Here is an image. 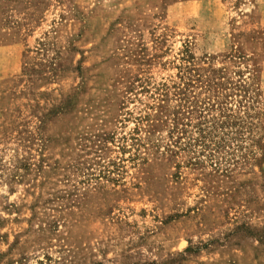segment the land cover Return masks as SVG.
Instances as JSON below:
<instances>
[{
    "label": "rangeland",
    "instance_id": "1",
    "mask_svg": "<svg viewBox=\"0 0 264 264\" xmlns=\"http://www.w3.org/2000/svg\"><path fill=\"white\" fill-rule=\"evenodd\" d=\"M0 264H264V0H0Z\"/></svg>",
    "mask_w": 264,
    "mask_h": 264
}]
</instances>
